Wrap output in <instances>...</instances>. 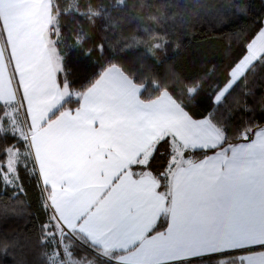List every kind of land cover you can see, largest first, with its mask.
<instances>
[{
    "label": "snow or ice",
    "instance_id": "obj_1",
    "mask_svg": "<svg viewBox=\"0 0 264 264\" xmlns=\"http://www.w3.org/2000/svg\"><path fill=\"white\" fill-rule=\"evenodd\" d=\"M18 2L35 4L40 10L34 29V60L24 53L18 59L9 39L6 6ZM125 2L83 0L81 4V0H69L66 8L57 3L53 11L52 0H0V34L5 37L12 65L9 72L0 51V197L4 198L0 205V264H264V227L257 229L251 223L219 237L178 241L170 230L159 238L140 235L126 240L91 218L82 221L69 208L70 178L58 174L48 161L44 135L51 125H43V119L52 102L72 95V63H90L89 91L123 84L132 89L136 99L149 86L160 97H171V85L179 78L175 68H164L169 59L167 33L142 26L123 37L124 43L110 38L109 33L115 35L123 23L113 18L112 11ZM238 2L248 0H184L189 12L180 19L188 33L198 26L200 31L210 28L212 32L236 28L247 15L246 9L234 7ZM174 6H181L179 0ZM240 35L242 43L233 50V41L225 50L228 65L222 81L200 95L195 88L188 89L191 108H202L198 117L192 116L189 106L175 102L168 109L141 117V121L151 117L153 131L162 136V142L175 137L187 151L189 142L195 141L193 147L216 155L231 147L227 141L235 135L240 143L235 145L232 158H259L264 164V84L257 82V76L264 72V20H257L251 32ZM130 57L133 62H129ZM215 66L213 62L212 68ZM61 74L64 81L59 79ZM233 96L235 100L230 102ZM30 187L36 220L20 226L24 209L19 202L29 196ZM243 188L241 185V191ZM169 195L174 199L173 193ZM216 195L212 193L210 199ZM13 220L17 221L15 226H11ZM136 240L139 246L133 248Z\"/></svg>",
    "mask_w": 264,
    "mask_h": 264
},
{
    "label": "crops",
    "instance_id": "obj_2",
    "mask_svg": "<svg viewBox=\"0 0 264 264\" xmlns=\"http://www.w3.org/2000/svg\"><path fill=\"white\" fill-rule=\"evenodd\" d=\"M39 11L32 3L6 6L9 39L18 59L21 53L33 60L37 55L34 29ZM0 51L11 72L3 34ZM68 97L65 94L50 105L43 125L51 127L44 140L51 166L70 178L67 203L82 221L91 218L126 240L140 235L159 238L171 230L178 241H186L196 236L219 237L249 223L257 229L264 227V164L259 158H232L240 142L216 155L193 159L183 154L179 140L170 137L171 155L163 173L165 188L160 191L158 180L146 165L153 143L162 136L153 131L150 116L142 121L141 117L168 109L175 101L159 94L143 102L123 84L94 91L88 87L78 96L76 107L56 114ZM194 143L189 142L187 150H201L193 147ZM226 176L230 179L225 180ZM212 193H217L214 199H210ZM160 218H164V229L150 234ZM139 243L136 240L133 248Z\"/></svg>",
    "mask_w": 264,
    "mask_h": 264
},
{
    "label": "trees",
    "instance_id": "obj_3",
    "mask_svg": "<svg viewBox=\"0 0 264 264\" xmlns=\"http://www.w3.org/2000/svg\"><path fill=\"white\" fill-rule=\"evenodd\" d=\"M178 0H126L123 7L117 5L112 11V16L116 20H121L123 23L118 25L115 35L109 33L111 39H121L124 43L123 37L132 34L137 27L147 26L156 32L167 33L170 43L166 49V55L169 58L164 68L171 66L179 73V78L174 79L171 85V98L177 104H184L189 106L192 116L198 117L202 108H191L190 101L192 97L188 94L189 88H195L197 95L209 91L217 81H222L226 71L228 61L224 57L226 48L235 42L233 50L242 43L243 36L240 33L251 32L256 27L257 20H263L264 4L261 0H248V3L238 2L234 5L237 9H246L247 15L240 24L234 28L230 27L224 31H215L209 28H204L203 31L198 29L193 33H188L185 26L181 22V15L187 16L189 9L185 8L184 0H179L180 7L174 5ZM59 3L61 9L68 6L69 0H52L53 11H55L56 4ZM83 0H81V4ZM175 14V19H172ZM243 14V13H242ZM155 16L157 20H151L149 17ZM199 23V21H197ZM66 27H74V25H65ZM143 35V33H139ZM238 35L240 38L237 39ZM179 43V47H174ZM164 54H161L163 59ZM95 59V58H93ZM134 58L130 57L129 62H133ZM213 62L215 68H212ZM211 69V71H210ZM92 67L87 61H74L72 63L71 81L75 84L71 89L70 95L56 111V114L64 109H71L78 105L79 98L77 93L81 94L92 83L90 80ZM60 81H64L63 74L59 77ZM257 82L264 84V72L257 76ZM75 94V96L73 95ZM160 93L151 86L140 91L139 98L143 102L155 99ZM235 100V96L230 98V102ZM240 140L235 135H230L227 145L239 143ZM23 150V149H22ZM30 152V151H29ZM212 152H204L203 150H187L183 151L185 156H190L193 159H201ZM171 155V142H162V138L155 141L152 145V152L147 165L150 167L147 170L158 180L159 190L165 188L163 173L166 169L168 159ZM29 159V157H25ZM29 163L31 160L29 159ZM32 189L30 187L29 196L22 197L19 205L24 209V216L19 220V225L32 224L36 220L37 210L32 196ZM4 201L0 197V205ZM10 206H16L9 202ZM17 221H11V226H15ZM165 227L164 218H160L156 224L151 228L150 234L162 231ZM207 264V262H205Z\"/></svg>",
    "mask_w": 264,
    "mask_h": 264
},
{
    "label": "rangeland",
    "instance_id": "obj_4",
    "mask_svg": "<svg viewBox=\"0 0 264 264\" xmlns=\"http://www.w3.org/2000/svg\"><path fill=\"white\" fill-rule=\"evenodd\" d=\"M75 96V94H73Z\"/></svg>",
    "mask_w": 264,
    "mask_h": 264
}]
</instances>
